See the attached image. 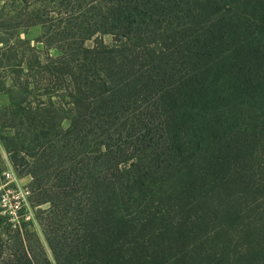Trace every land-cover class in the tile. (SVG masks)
<instances>
[{
	"label": "trees",
	"instance_id": "trees-1",
	"mask_svg": "<svg viewBox=\"0 0 264 264\" xmlns=\"http://www.w3.org/2000/svg\"><path fill=\"white\" fill-rule=\"evenodd\" d=\"M20 1L0 120L55 264H264V0ZM3 217L0 264H52Z\"/></svg>",
	"mask_w": 264,
	"mask_h": 264
},
{
	"label": "rangeland",
	"instance_id": "rangeland-1",
	"mask_svg": "<svg viewBox=\"0 0 264 264\" xmlns=\"http://www.w3.org/2000/svg\"><path fill=\"white\" fill-rule=\"evenodd\" d=\"M9 0L8 6L1 13L0 18H5L7 13L10 14L8 19L13 18L14 21L17 18H22L21 13V1L16 0V2ZM4 2L0 0V6H3ZM43 34V27L40 25L23 27L15 34V37H20L23 42V46L32 45L35 46L38 50L45 51L44 45L39 42V38ZM99 39H102L106 44H111L113 41V37L110 34L98 35L96 36ZM26 40L29 41V44L26 43ZM93 40L87 41V45H92ZM3 45L0 44V48ZM50 54L53 56L58 55V51L56 49H51ZM6 56L0 55V115L3 113L4 108L10 104L11 94L15 93L11 88L12 81L10 80V71L16 70L17 63L14 61L9 62ZM45 99V97H43ZM70 124L69 120H65L63 122L64 127H68ZM6 129L3 128L2 122L0 120V261H6L8 259H15L18 256L14 254L15 251V236L17 229L10 228L7 226L9 224L5 216L9 221H20L27 222L29 224L25 230L35 231L38 233L44 249L47 253L48 258L55 264L53 254L47 244V241L42 233V230L35 219V212L38 208H34L30 205L28 201L29 192H28V184L31 181L29 176H20L13 167V164L10 160L9 154L6 151L3 138L6 136ZM47 206H43L41 208H46ZM25 216H29L31 219H25ZM28 244H32V248L34 242L30 241ZM33 254V251H31ZM36 255V253H34ZM40 258V257H39ZM42 261V258H40Z\"/></svg>",
	"mask_w": 264,
	"mask_h": 264
},
{
	"label": "built area",
	"instance_id": "built-area-1",
	"mask_svg": "<svg viewBox=\"0 0 264 264\" xmlns=\"http://www.w3.org/2000/svg\"><path fill=\"white\" fill-rule=\"evenodd\" d=\"M26 218L29 219V220L31 219L29 216H25V219H26Z\"/></svg>",
	"mask_w": 264,
	"mask_h": 264
}]
</instances>
